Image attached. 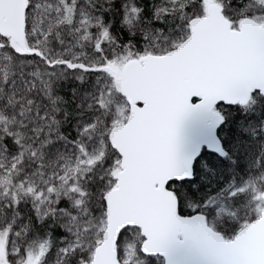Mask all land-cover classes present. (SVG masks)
Returning a JSON list of instances; mask_svg holds the SVG:
<instances>
[{"label":"snow or ice","instance_id":"6c2138e0","mask_svg":"<svg viewBox=\"0 0 264 264\" xmlns=\"http://www.w3.org/2000/svg\"><path fill=\"white\" fill-rule=\"evenodd\" d=\"M0 264H264V0H0Z\"/></svg>","mask_w":264,"mask_h":264}]
</instances>
